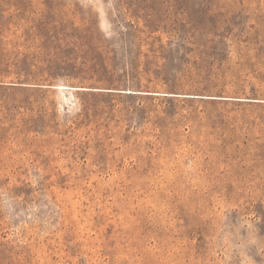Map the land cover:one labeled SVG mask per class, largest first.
Masks as SVG:
<instances>
[{"label":"rangeland","instance_id":"1","mask_svg":"<svg viewBox=\"0 0 264 264\" xmlns=\"http://www.w3.org/2000/svg\"><path fill=\"white\" fill-rule=\"evenodd\" d=\"M0 264H264V0H0Z\"/></svg>","mask_w":264,"mask_h":264}]
</instances>
